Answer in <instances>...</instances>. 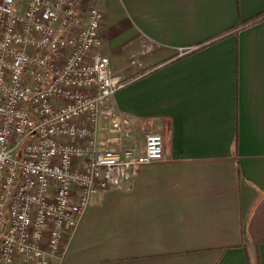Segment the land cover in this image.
I'll return each instance as SVG.
<instances>
[{
	"label": "crops",
	"instance_id": "obj_1",
	"mask_svg": "<svg viewBox=\"0 0 264 264\" xmlns=\"http://www.w3.org/2000/svg\"><path fill=\"white\" fill-rule=\"evenodd\" d=\"M87 5L127 80L108 99L119 146L155 131L165 150L127 188L92 194L52 264H264V17L243 25L264 0Z\"/></svg>",
	"mask_w": 264,
	"mask_h": 264
},
{
	"label": "built area",
	"instance_id": "obj_2",
	"mask_svg": "<svg viewBox=\"0 0 264 264\" xmlns=\"http://www.w3.org/2000/svg\"><path fill=\"white\" fill-rule=\"evenodd\" d=\"M84 1L0 0V264L60 259L92 194L164 156L160 132L119 146L108 99L127 80L99 52L102 11Z\"/></svg>",
	"mask_w": 264,
	"mask_h": 264
},
{
	"label": "rangeland",
	"instance_id": "obj_3",
	"mask_svg": "<svg viewBox=\"0 0 264 264\" xmlns=\"http://www.w3.org/2000/svg\"><path fill=\"white\" fill-rule=\"evenodd\" d=\"M108 127H109V125H108V123L105 121L104 123H103V125H102V134H107V131H108ZM104 135H102V136H104ZM130 140V141H129ZM125 139V141H124V146L125 147H128V146H130V145H134L135 143H137L138 142V140L135 138V137H133V138H131V139ZM129 141V142H128ZM123 145V144H122Z\"/></svg>",
	"mask_w": 264,
	"mask_h": 264
},
{
	"label": "trees",
	"instance_id": "obj_4",
	"mask_svg": "<svg viewBox=\"0 0 264 264\" xmlns=\"http://www.w3.org/2000/svg\"><path fill=\"white\" fill-rule=\"evenodd\" d=\"M264 17V14H260V15H258V16H255V17H253V18H251L250 20H248L247 22H245V24H243V25H246V23L248 24H250V23H254V22H256L257 20H259L260 18H263Z\"/></svg>",
	"mask_w": 264,
	"mask_h": 264
}]
</instances>
